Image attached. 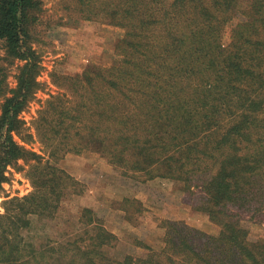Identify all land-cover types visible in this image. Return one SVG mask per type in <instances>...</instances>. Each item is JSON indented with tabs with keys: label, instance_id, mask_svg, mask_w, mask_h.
I'll list each match as a JSON object with an SVG mask.
<instances>
[{
	"label": "trees",
	"instance_id": "trees-1",
	"mask_svg": "<svg viewBox=\"0 0 264 264\" xmlns=\"http://www.w3.org/2000/svg\"><path fill=\"white\" fill-rule=\"evenodd\" d=\"M75 1L83 19L124 30L118 59L52 76L62 92L42 105L32 133L21 115L44 85L33 36L44 1L0 0V196L20 161L33 188L3 202L0 264H50L55 256L67 264H264V243L250 241L239 218L264 206V0ZM3 61L20 63L15 87ZM87 139L126 175L199 190L193 207L219 233L165 221L161 249L140 245L146 256L118 260L105 250L116 237L84 209L94 234L65 245L28 243L30 216L55 217L75 184L59 160L87 150ZM35 140L48 158L27 147Z\"/></svg>",
	"mask_w": 264,
	"mask_h": 264
},
{
	"label": "rangeland",
	"instance_id": "rangeland-1",
	"mask_svg": "<svg viewBox=\"0 0 264 264\" xmlns=\"http://www.w3.org/2000/svg\"><path fill=\"white\" fill-rule=\"evenodd\" d=\"M43 1L44 11L33 29V36L43 67L39 81L44 85L21 115L32 133H35V121L42 105L50 95L62 92L53 84L52 76H75L86 70L110 67L118 59L116 45L124 36L122 28L83 19L75 0ZM238 20L236 17L227 27L223 38L225 45H228L232 26ZM3 50L0 41L1 57L4 56ZM19 65L15 61L2 62L11 87L16 85ZM83 143H87V150L80 154H66L59 160V167L75 180V184L67 191L55 217L30 216V226L24 231L28 243L38 248L50 244L65 245L86 238L87 233L94 234L96 227L87 226L86 219H82L84 209L92 210L100 224L116 237L105 250L118 260L127 256H146L148 249L140 245L161 249L165 221H184L205 233H219V227L209 220L208 215L193 207L199 202V190H185L182 183L170 179L144 182L126 175L100 153L92 141L87 139ZM27 147L48 156V150L37 140ZM27 169L28 166L20 161L19 166L7 170L8 179L0 196V214L4 213L3 202L6 199L23 197L33 191L26 175ZM239 218L248 230L249 240L264 243V206ZM81 243L84 244L83 241ZM67 260L66 257L55 256L49 263L67 264Z\"/></svg>",
	"mask_w": 264,
	"mask_h": 264
}]
</instances>
